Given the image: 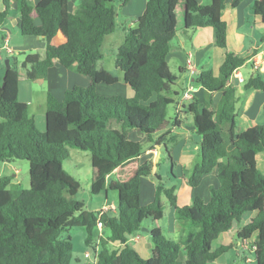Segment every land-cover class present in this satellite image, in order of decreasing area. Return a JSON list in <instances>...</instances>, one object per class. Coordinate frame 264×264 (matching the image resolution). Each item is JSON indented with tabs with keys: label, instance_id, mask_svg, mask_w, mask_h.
Here are the masks:
<instances>
[{
	"label": "trees",
	"instance_id": "1",
	"mask_svg": "<svg viewBox=\"0 0 264 264\" xmlns=\"http://www.w3.org/2000/svg\"><path fill=\"white\" fill-rule=\"evenodd\" d=\"M1 1L0 24L16 2L20 33L39 36L45 47L43 56L27 53L20 64L5 69L0 82V163L27 160L29 175L27 188L9 187L11 176L0 177V264H69L73 244L62 233L73 227L85 229L84 243L95 252L94 262L80 264H207L231 248L230 244L212 248L211 242L239 223L246 212L252 214L236 238L253 237L255 264H264V173L256 160L264 151V123L235 131L240 97L237 86L228 80L252 53L238 55L226 50V22L221 18L225 0L207 4L146 1L114 59L121 79L134 92L130 97L97 91L99 83L120 79L97 68V62L103 58L104 37L115 29L117 7L128 0H118L115 5L114 0ZM240 1L232 0V5ZM251 10L264 21V0H254ZM179 23L186 32L211 27L215 45L224 49L216 74L201 68L193 79L207 97L201 103L194 97L188 104L201 140L200 160L191 168L187 182L196 187L204 174L216 168L218 186H209L207 201L196 195L183 206L176 203L175 187L165 185L156 171L152 173L157 165L153 158L141 159L146 150L157 147L171 160L169 147L177 142L171 127L178 122L167 118V107L176 103L178 95L173 89L177 77L166 55ZM55 60L66 68L74 66L85 76L86 84L66 89L60 100L46 93L44 130L39 132L27 102L18 98V85L24 79L45 78ZM242 86L264 89L260 71L255 69ZM218 92L220 97L213 106V93ZM111 120L119 127H106ZM130 130L143 140L130 139ZM71 148L89 152L90 192L113 194L114 212L86 209L82 200L74 198L80 182L63 167ZM150 176L156 179L154 198L141 204L140 181ZM162 195L176 216L195 231L182 249L159 226L147 227L152 247L150 256L144 258L127 235L141 231L144 220L155 222L164 216Z\"/></svg>",
	"mask_w": 264,
	"mask_h": 264
},
{
	"label": "crops",
	"instance_id": "2",
	"mask_svg": "<svg viewBox=\"0 0 264 264\" xmlns=\"http://www.w3.org/2000/svg\"><path fill=\"white\" fill-rule=\"evenodd\" d=\"M38 1L39 0H31L34 4ZM146 1L147 0H128L123 7L119 8L117 11L115 29L112 33L104 37L103 43L107 37H110L117 30L121 36V41H119L120 43L117 45L118 47L124 38L126 30L136 25L137 18L143 13ZM197 1L201 4L210 2V0ZM253 2L254 0H241L236 6H233L232 0H225L224 7L221 10V18L226 22V50L238 55L252 53L249 61L236 68L229 78L231 82L233 80V85L237 86V93L240 97L237 104V126L240 127L239 131L264 123V89H244L242 86L244 80L251 76L255 69L260 71L264 80V21H262L259 15L252 12L251 4ZM69 5L72 8L71 1ZM2 9L3 4L0 0V10ZM9 28L13 30L12 33H10ZM44 47V40L39 36L22 35L20 33L18 26V6L16 2H13L10 14H8L6 20L0 24V52L3 51L4 53L3 57L0 56V62L5 58L8 59L10 66L15 63L20 64L27 53H37L39 56H43ZM187 53L192 54V59L196 65V71L193 73L189 72L185 67V57ZM5 59L3 60L5 61ZM170 59L174 62V66L178 72L177 74L175 73L177 78L174 84H178V88H174L173 86V89L178 95L176 97L174 110L170 114V121L175 120L178 122L177 127H171V132L177 135V142L169 147L171 154V160L169 161H161V152L157 147L146 150L141 159L153 158L154 163H157L153 168H155V171L161 177L163 176L158 172V169H165L167 165L170 166L168 172L169 170L173 172L175 180L179 179L176 183L172 184L175 187L176 203L178 206H183L190 204L193 197L196 195L201 197L204 201H207L210 197L209 186H218L216 168L204 174L199 185L196 187L190 186L187 182V176L191 168L195 162L200 160L199 142L201 140V137L195 132L192 116L188 112V104L194 97L198 99L199 103L207 97L208 93L202 87L196 86L193 79L201 68H210L213 73L216 74L224 59V49L215 45L213 29L211 27L194 28L186 32L181 30V23H179L178 30L170 41V49L166 55L168 65ZM4 71L5 67L3 69L0 68V82L2 81ZM234 73L238 74L243 81L238 82L237 78L234 77ZM110 74L120 78L119 75ZM118 82L119 80L112 84L101 82L97 85V91L101 88V90L106 92L103 87L111 86ZM34 84L41 86L42 89L37 90ZM85 84V76L77 73L74 66L66 68L55 60L53 65L48 68L45 78L34 80L24 79L20 81L18 85V98L21 101L27 102L29 107L34 95L40 93V107L42 108H40L41 111L38 116L44 128L46 93L50 92L60 100L66 89L75 85L84 86ZM122 85V89L110 91L109 94L104 95H113L114 92H117L114 94L130 97L134 94L133 90L126 83L123 82ZM190 86L192 90L189 89ZM185 91L189 92L192 97L184 98L182 94ZM219 97L220 92L213 93V106L216 105ZM33 118L35 120L34 116ZM106 127L118 128L119 125L111 120L106 124ZM128 137L133 140H143V137L138 135L134 130L128 131ZM260 157L264 158V151L256 155L258 166L264 170V160H262V158L260 159ZM163 162L166 164L161 166ZM155 183L156 179L153 176L141 178V204H147L153 200ZM101 194L102 200L100 201V205H96L97 207L93 209H106L114 212V209L109 207L115 204V197L111 193L107 195L104 193ZM161 201L163 202L162 197ZM168 211V216L164 220V222L166 221V226L163 228L159 223H157L156 226L160 227L163 234L165 231L167 238L176 241L183 249L191 240L195 228L190 227L184 218L176 216L172 207H169ZM251 214H249L248 218L244 221H240L237 226L233 225L228 231L220 233L218 237L211 242L212 248H216L220 244H230L231 248L216 259L209 261L207 264H236L237 260L244 261L248 264H255L254 254L251 250L253 237L245 241L236 238L237 231L249 220ZM161 219H163V217ZM143 227L141 231L133 233L132 240L128 242L142 257L147 258L150 256L152 244L150 245L148 242L147 227L144 225ZM101 232L103 233V230H101Z\"/></svg>",
	"mask_w": 264,
	"mask_h": 264
},
{
	"label": "rangeland",
	"instance_id": "3",
	"mask_svg": "<svg viewBox=\"0 0 264 264\" xmlns=\"http://www.w3.org/2000/svg\"><path fill=\"white\" fill-rule=\"evenodd\" d=\"M118 2V0H114V5ZM117 7V6H116ZM117 7V11H118ZM10 33L13 32L12 29L9 28ZM121 41V36L119 32L116 30L115 33H113L110 37H107L101 47V51L103 53V58L100 59L97 62V68H103L104 70L115 74L119 75L120 79L119 82L111 85V86H106L103 87L106 92L103 90L98 89L99 93L103 94H109L110 91H117L119 89H122L123 87V80L121 79L122 77V72L119 71L118 69L115 68L114 66V59H115V54L117 51V45ZM4 53L3 51L0 52V56L3 57ZM21 55V54H20ZM5 59V58H3ZM1 60L0 62V68L3 69L5 67V62L4 60ZM169 66L170 70L174 73H178L175 66L174 62L170 59L169 60ZM35 88L37 90H41V86H38L34 84ZM174 88H178V84L174 85ZM117 93V92H114ZM113 93V94H114ZM41 97L40 93L35 94L31 104L29 105V113L30 115H33L35 117V126L36 129L39 132H42L44 130L40 118H39V112L41 111L40 104H41ZM174 105L175 104H170L167 107L168 115L167 118L171 119V113L174 110ZM240 127H236V132H239ZM165 152L162 150L161 151V161H169L167 157L164 155ZM263 157V156H262ZM260 157V159L262 158ZM264 160V158H262ZM163 162L161 163V166H164L166 163ZM258 166V163H257ZM63 167L74 175L80 182V188L78 192L75 194L74 198L82 200L84 202V208L86 209H93L97 207L96 205H100V201L102 200V194H92L90 192V174H91V163H90V154L87 151H82L79 149L71 148L70 149V156L63 162ZM169 165L165 167V169L160 168L158 169V172L161 173L162 177V182L165 185H172L177 182L175 178L173 177V172H171L169 169ZM258 168L264 173V170L258 166ZM175 173V171H174ZM3 175H10L11 176V181L9 184V187L17 186L20 185L23 188L29 187V175H28V161L24 159H11L6 162L0 163V177ZM113 195V194H112ZM114 196V195H113ZM115 197V196H114ZM162 200H163V206H164V216L163 219H160L158 221H152L150 219L144 220L143 225L146 227H152L155 226L157 223L163 226V228L166 226V221L164 222L165 218L168 216V208L170 207L167 199L165 196L162 195ZM251 214V212H246L243 217L242 221L248 218V215ZM239 223L236 222L234 225L237 226ZM145 228V227H143ZM70 236L72 244H73V254L72 258L69 262V264H80L82 262L88 261V262H94L95 261V252L88 246L85 245L84 243V238L86 236V231L83 227H73L71 229H68L67 231H64L62 233V237L66 238L67 236ZM164 235L167 237L166 232L164 231ZM97 239L94 238L92 240V243H95ZM149 244L151 245V241L149 239ZM230 254V253H228ZM230 256V255H229ZM236 264H248L244 261H239L237 260Z\"/></svg>",
	"mask_w": 264,
	"mask_h": 264
},
{
	"label": "built area",
	"instance_id": "4",
	"mask_svg": "<svg viewBox=\"0 0 264 264\" xmlns=\"http://www.w3.org/2000/svg\"><path fill=\"white\" fill-rule=\"evenodd\" d=\"M185 67L191 73H193V72L196 71V65H195V63H194V61L192 59V54L191 53H187L186 54V57H185ZM234 75H235L234 77L237 78V81L238 82H242L243 81V79L238 74L234 73ZM228 82L229 83H232L233 80H232V82H231V80H229ZM189 89L192 90V87L190 86ZM182 95H183L184 98H191L192 97L191 94L189 92H187V91H185ZM109 208L114 209L115 208V204L111 205ZM101 210H106V209H101ZM101 227H102V224L99 223L98 224V228L101 229ZM127 238H128V241L129 240H132V238H133L132 234H128L127 235ZM245 240H247V239H245ZM245 240H242V241H245ZM251 250L252 251L254 250V244H252Z\"/></svg>",
	"mask_w": 264,
	"mask_h": 264
},
{
	"label": "water",
	"instance_id": "5",
	"mask_svg": "<svg viewBox=\"0 0 264 264\" xmlns=\"http://www.w3.org/2000/svg\"><path fill=\"white\" fill-rule=\"evenodd\" d=\"M5 69H8V68H10V64H9V62H8V59H5ZM155 172V168H153L152 169V173H154Z\"/></svg>",
	"mask_w": 264,
	"mask_h": 264
}]
</instances>
